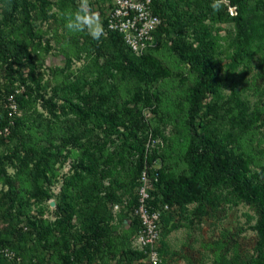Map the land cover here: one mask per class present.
I'll return each mask as SVG.
<instances>
[{"label": "trees", "instance_id": "trees-1", "mask_svg": "<svg viewBox=\"0 0 264 264\" xmlns=\"http://www.w3.org/2000/svg\"><path fill=\"white\" fill-rule=\"evenodd\" d=\"M58 3L73 7L68 15L79 5L0 0V264H141L132 244L144 170L151 204L170 208L159 225L161 255L171 231L244 205L255 216L252 252H240L238 228L216 241V264H264V150L248 146L253 132L264 139V86L262 109L243 97L249 64L264 70V0H219L218 11L214 0H152L163 20L155 47L136 54L117 33H74L83 38L74 58L89 56L95 76H64L74 60L67 58L48 68L64 79L41 84L36 22L53 17ZM169 122L178 134L172 146L162 129ZM47 210L53 219H43Z\"/></svg>", "mask_w": 264, "mask_h": 264}, {"label": "rangeland", "instance_id": "rangeland-1", "mask_svg": "<svg viewBox=\"0 0 264 264\" xmlns=\"http://www.w3.org/2000/svg\"><path fill=\"white\" fill-rule=\"evenodd\" d=\"M63 7L66 9L62 10ZM69 12H73V7L70 6V4L62 5L58 3L50 12L53 17L43 21L38 20L36 22L35 32L43 39V46L37 57V62L42 64L39 68L41 84L49 82L50 85H54L61 79H64V76L77 78L87 73H92L93 75L91 77L95 76L96 67L89 56L85 55V53H78L81 58L80 61H76L74 58L76 50L78 47H81L80 45L82 44L83 38L81 37L75 40L77 38L74 37V32L69 31L65 27ZM230 43H233V40H230ZM46 44L49 46L47 52L44 50ZM223 45L225 46L226 44L223 43ZM161 55H165V53L163 52ZM67 58L74 59L71 68L64 73V76L52 78L48 68H54L55 66L62 68ZM239 71L240 70H238L237 73ZM246 71L247 74L243 79V88H245L243 97L247 98L252 104H256L259 109H262L261 103L258 102L260 96L257 92L263 89L264 86V70L261 69L257 61H252ZM3 74L4 73L0 71V86L2 85L1 78ZM86 76L89 77L88 75ZM225 94H228L227 90ZM261 100L264 101V95ZM38 111L41 112L39 106ZM262 112L264 119L263 109ZM145 117L152 118L153 115L146 112ZM173 127L172 122L162 127L164 134L169 137L171 146L176 142V135H178L173 131ZM261 131L263 132L264 128H262ZM253 133L254 134L248 142V146H251L253 151L254 149L264 150V139L261 137V134L257 132ZM182 149L183 147H181L180 144L175 146L171 156L174 158L178 157ZM168 151H170V149H168ZM255 157L261 158L259 155H255ZM68 168L69 166L67 163L64 168L60 170L59 178L66 175ZM52 190L54 192L53 194L57 196L60 191V182L55 183L54 186H52ZM193 207L194 206H190L189 208L193 209ZM37 209V207H33L32 212L36 213ZM50 209L53 208L50 207ZM43 219H53L49 210L44 213ZM254 221L255 216L253 210L244 205L227 209L226 212L223 213L218 212L215 218L207 217L200 225H195L194 229L188 230L180 228L171 231L165 239L167 254L165 256L162 255V257L166 260L167 264H216L218 257L222 253L221 247L216 244V241L222 240V234H226L227 236L230 233H234L238 228L244 229V232L240 234L237 239L240 252L251 253L255 243V233L249 229V226L253 225ZM237 248L238 247H236V249ZM235 252H229L226 258L229 260L232 259V256L236 254Z\"/></svg>", "mask_w": 264, "mask_h": 264}, {"label": "built area", "instance_id": "built-area-1", "mask_svg": "<svg viewBox=\"0 0 264 264\" xmlns=\"http://www.w3.org/2000/svg\"><path fill=\"white\" fill-rule=\"evenodd\" d=\"M108 10L104 18V34L113 32L121 35L125 44L136 54L143 53L148 48L156 46L155 33L160 28L163 20L152 11V0H107ZM231 15L235 9L230 8ZM13 113H16L14 103L10 104ZM7 132V130H5ZM2 132L0 131V135ZM136 188L138 204L134 215L140 222V230L134 238L133 249L143 255L141 264H161L160 254V228L162 213L170 210L169 206L151 204L153 182L144 170L138 180ZM117 209V206H115ZM8 258L14 255L4 250Z\"/></svg>", "mask_w": 264, "mask_h": 264}, {"label": "clouds", "instance_id": "clouds-1", "mask_svg": "<svg viewBox=\"0 0 264 264\" xmlns=\"http://www.w3.org/2000/svg\"><path fill=\"white\" fill-rule=\"evenodd\" d=\"M219 6V0H214L213 9L218 11ZM65 27L74 33L87 32L93 40H99L104 34L100 16L92 10L89 0H79L77 10L69 15Z\"/></svg>", "mask_w": 264, "mask_h": 264}, {"label": "crops", "instance_id": "crops-1", "mask_svg": "<svg viewBox=\"0 0 264 264\" xmlns=\"http://www.w3.org/2000/svg\"><path fill=\"white\" fill-rule=\"evenodd\" d=\"M77 2L79 3V0H77ZM89 2H90V6H91L92 10L99 14L101 22H102L106 16V13L108 10L107 0H89ZM116 210L117 209H114V211H116ZM128 225H129V220H125L123 222V229H127ZM120 231L122 232L124 230H120ZM111 263H113V262H111Z\"/></svg>", "mask_w": 264, "mask_h": 264}, {"label": "water", "instance_id": "water-1", "mask_svg": "<svg viewBox=\"0 0 264 264\" xmlns=\"http://www.w3.org/2000/svg\"><path fill=\"white\" fill-rule=\"evenodd\" d=\"M49 204L51 207H54V205H55L54 201H51Z\"/></svg>", "mask_w": 264, "mask_h": 264}]
</instances>
